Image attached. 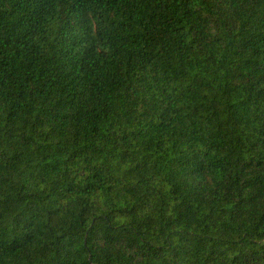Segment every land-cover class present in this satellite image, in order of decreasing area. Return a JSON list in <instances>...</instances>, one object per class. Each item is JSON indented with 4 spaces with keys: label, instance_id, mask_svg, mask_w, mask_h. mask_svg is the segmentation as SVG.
I'll use <instances>...</instances> for the list:
<instances>
[{
    "label": "trees",
    "instance_id": "16d2710c",
    "mask_svg": "<svg viewBox=\"0 0 264 264\" xmlns=\"http://www.w3.org/2000/svg\"><path fill=\"white\" fill-rule=\"evenodd\" d=\"M0 264H264V0H0Z\"/></svg>",
    "mask_w": 264,
    "mask_h": 264
},
{
    "label": "rangeland",
    "instance_id": "374dc122",
    "mask_svg": "<svg viewBox=\"0 0 264 264\" xmlns=\"http://www.w3.org/2000/svg\"><path fill=\"white\" fill-rule=\"evenodd\" d=\"M95 29V16L94 13L86 9L82 15L78 18V23L76 27L75 34L79 37L85 38L88 41H95L97 40L96 37H94V31Z\"/></svg>",
    "mask_w": 264,
    "mask_h": 264
}]
</instances>
